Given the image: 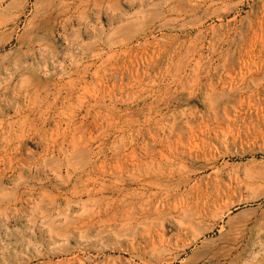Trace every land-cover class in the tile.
Masks as SVG:
<instances>
[{"label": "rangeland", "instance_id": "rangeland-1", "mask_svg": "<svg viewBox=\"0 0 264 264\" xmlns=\"http://www.w3.org/2000/svg\"><path fill=\"white\" fill-rule=\"evenodd\" d=\"M0 264H264V0H0Z\"/></svg>", "mask_w": 264, "mask_h": 264}, {"label": "bare ground", "instance_id": "bare-ground-1", "mask_svg": "<svg viewBox=\"0 0 264 264\" xmlns=\"http://www.w3.org/2000/svg\"><path fill=\"white\" fill-rule=\"evenodd\" d=\"M214 1H215V0H214ZM217 1H218V0H217ZM211 3H212V1H211ZM193 202H194V201H193ZM201 203H202V202H201ZM209 203H210V202H209ZM212 203H213V202H212ZM202 204H203V203H202ZM192 209H193V208H192ZM198 210H199V209H198ZM198 210H197V211H198ZM194 213H195V212H194ZM198 214H199V213H198ZM189 217H191V216H189ZM192 217H193V216H192ZM194 217H195V216H194ZM196 217H197V216H196ZM196 217H195V218H196ZM185 218H186V217H185ZM195 218H193L192 220L194 221ZM197 219H198V218H197ZM197 219H196V220H197ZM185 220H186V219H185ZM187 220H188V219H187ZM187 220H186V221H187ZM179 230H180V229H179ZM166 241H167V240H166Z\"/></svg>", "mask_w": 264, "mask_h": 264}]
</instances>
